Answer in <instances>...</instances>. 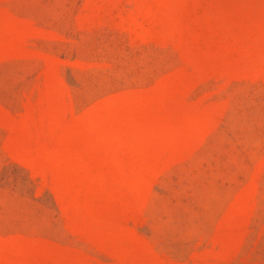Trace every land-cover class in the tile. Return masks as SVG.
<instances>
[{
  "label": "rangeland",
  "instance_id": "374dc122",
  "mask_svg": "<svg viewBox=\"0 0 264 264\" xmlns=\"http://www.w3.org/2000/svg\"><path fill=\"white\" fill-rule=\"evenodd\" d=\"M0 264H264V0H0Z\"/></svg>",
  "mask_w": 264,
  "mask_h": 264
}]
</instances>
